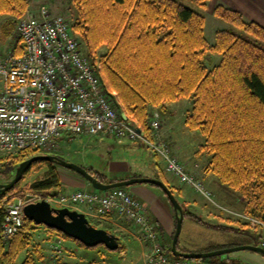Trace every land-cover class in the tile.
Returning <instances> with one entry per match:
<instances>
[{"label": "trees", "instance_id": "16d2710c", "mask_svg": "<svg viewBox=\"0 0 264 264\" xmlns=\"http://www.w3.org/2000/svg\"><path fill=\"white\" fill-rule=\"evenodd\" d=\"M68 1L71 18L67 19L72 30L95 66L103 88L115 92L121 113L147 134L154 114L151 109L164 107L166 102L180 98L191 99L192 107L185 123L204 134L201 147L211 154L207 169L213 171L221 183L238 191L246 201L247 212L264 222V26L218 2L214 15L247 35L222 28L215 32V41L211 44L205 36V15L188 6L185 0ZM192 1L205 9L210 0ZM27 5V0H0V16H8L1 27L11 29H2L4 33L14 31ZM20 50L18 46L17 52ZM209 51L220 54L219 62L212 68L203 60ZM37 154L46 152L27 148L1 156L0 182L11 180L18 165ZM37 166L41 168L38 177L28 186L20 187ZM59 166L54 160L38 159L13 188L0 193V264H93L92 260L97 257H87L97 253L93 248L99 250L102 246V251L109 256L108 251L116 252L123 247L119 236V246L115 250L103 244L86 246L24 215L22 226L12 237L2 236L9 203L4 198L23 194L26 190L44 195L61 194L63 184ZM85 168L102 182L117 181L107 178L98 169ZM160 171L158 178L176 192ZM184 210V215L192 220L212 225L200 215ZM33 233L45 239V244L36 245L34 252L30 249ZM174 233L168 244L161 243V239L159 242L165 252L177 257L169 250ZM71 242L77 249L70 246ZM220 247L225 246L205 251ZM177 248L183 251L178 243ZM24 250L28 254L18 263V256Z\"/></svg>", "mask_w": 264, "mask_h": 264}, {"label": "built area", "instance_id": "2783aa9c", "mask_svg": "<svg viewBox=\"0 0 264 264\" xmlns=\"http://www.w3.org/2000/svg\"><path fill=\"white\" fill-rule=\"evenodd\" d=\"M27 1L15 31L21 50H12L0 59V157L27 148L52 153L60 147L59 138L64 134L128 137L151 147L163 158L165 170L180 182L207 194L203 184L162 141L159 119L151 120V135H147L121 113L115 92L103 88L69 20L62 13H54L48 3L40 4L35 11L31 8L32 0ZM26 195L25 199L7 204L1 232L5 239L22 226L23 206L45 199L55 207L80 210L78 206H88L89 214L101 221L116 216L132 222L138 237L152 245L153 254L146 264H227L204 258L172 257L165 252L148 207L126 187L81 188L56 196L33 192ZM245 217L264 228L263 221ZM260 242L264 247V239Z\"/></svg>", "mask_w": 264, "mask_h": 264}, {"label": "rangeland", "instance_id": "374dc122", "mask_svg": "<svg viewBox=\"0 0 264 264\" xmlns=\"http://www.w3.org/2000/svg\"><path fill=\"white\" fill-rule=\"evenodd\" d=\"M48 1V3L51 1V5H49L54 13H62L66 18H71L68 13V10H71L69 9L70 5L68 0ZM185 3L205 15V36L209 43H214L215 32L222 28H231L247 35V33L240 28L214 15V1L210 0L205 9L192 0H185ZM7 18V15L0 16V59L7 57L12 50L17 51L19 43L18 38L15 36L16 27L14 31L9 34L2 31V29L11 31L8 26L4 28L1 27V22ZM203 60L208 68H212L213 65L219 62L220 54L209 51L204 56ZM191 107V99L180 98L166 102L164 107H154L151 111L154 113L155 108L160 111L155 118L159 119L161 124L158 133L162 141H164L166 145L168 143L169 146H167L170 151L178 156V159L184 163V166L191 169L192 172L194 171L193 174L195 178L203 184L207 194L198 191L189 184L180 182L177 177L168 173L166 170L164 173L163 170L160 171L161 167L165 168L163 158L139 139L134 140L128 137L117 138L107 135H73V137L70 138L72 135L64 134L59 138L60 147L53 151V153L61 156L63 159L83 165L84 167L98 169L106 175L108 173V164L112 161H120L128 164L130 167L129 174H132V176L151 177V170H154L160 171V174H164L170 181L172 179L171 183L181 188V194L178 191L174 192V194L178 202L182 204L183 210L187 209L200 215L207 222L214 224L212 227H208L202 222L194 221L190 216L184 215L182 229L178 239V247L184 252H194V250L204 249L209 246L219 247V245H223L224 243H227L225 247L255 244L262 246L260 240L264 239V228H262L261 225H253L251 221L245 217L254 216L247 212L246 201L243 196L238 191L221 183L216 174L207 169L211 154L207 149L201 147L205 140L204 134L201 130L192 129L185 123V117ZM147 135H151L150 129ZM62 167L59 166L58 168ZM40 171V167H34L21 183L20 187L28 186L38 177ZM208 179H210V182H208ZM131 186L126 188H130ZM85 189H92V186L89 184ZM30 192V190H26L23 194L12 197L6 196L4 201L8 200L9 203H15L19 199H25L27 197L26 194ZM184 200L188 201V203L185 204ZM171 206L173 208L172 204ZM91 214L92 213L89 214L88 212L87 218L93 226L99 228L106 227L103 221L98 220ZM191 222H196L200 225H193ZM175 228L176 225L174 231ZM50 233L53 234L51 231ZM136 235L138 237L137 229ZM39 236L40 235L33 233L32 245L30 246L33 252L35 251L34 247L36 245L41 247L40 245L45 244V239L43 237L40 239ZM138 239L141 240L139 237ZM186 239L188 243H186ZM172 240L173 239H171V246ZM139 242L134 238L129 241H121L123 247L119 251H108L109 255L113 254L111 255L112 257L107 256V254L102 251L103 247L99 246V250L93 248L97 253L90 254L87 257L90 259H94L93 257L95 256L97 257L92 260L93 264H146L145 261L152 257L153 249L152 246L149 245V249L144 250V254L141 255V244ZM259 242L260 244H257ZM145 243L150 244L149 242L142 241V244ZM125 248L127 251H125ZM169 250L171 251V247ZM27 254L25 250L22 251L18 256L17 262L19 263L25 259ZM138 254L140 256L139 261H137ZM101 256H105V258L102 259ZM205 259L214 263L225 261L229 264L233 262L235 264H264V255L252 249H238L230 253L215 255Z\"/></svg>", "mask_w": 264, "mask_h": 264}, {"label": "water", "instance_id": "95a60500", "mask_svg": "<svg viewBox=\"0 0 264 264\" xmlns=\"http://www.w3.org/2000/svg\"><path fill=\"white\" fill-rule=\"evenodd\" d=\"M141 132L142 130L139 129ZM38 159H48L58 162L61 166L73 170L87 179L94 188L99 190H107L113 187L131 186L138 183H152L158 185L167 195L176 211V228L172 240L171 252L179 257L185 258H208L215 255L230 253L238 249H252L264 255V247L260 245H239L225 247L203 252H184L177 248L179 235L182 229L184 219V210L182 205L176 199L173 191L161 179L156 177H137L133 176L114 182L105 183L98 180L82 165L60 158L53 154H37L23 160L17 167L14 177L11 180L0 183V193L6 192L13 188L22 178L24 172L30 165ZM57 192H51V196H56ZM23 215L34 221L36 224H44L50 228L57 229L63 233L81 241L86 246H96L103 244L110 250H115L119 246L118 236L109 233L105 228L93 226L86 214L77 209L69 207H55L49 201L43 199L35 202L26 203L23 208Z\"/></svg>", "mask_w": 264, "mask_h": 264}, {"label": "crops", "instance_id": "0c3cea01", "mask_svg": "<svg viewBox=\"0 0 264 264\" xmlns=\"http://www.w3.org/2000/svg\"><path fill=\"white\" fill-rule=\"evenodd\" d=\"M214 3L218 2H223L227 4L228 6L241 11L247 18L254 20L255 22L259 23L260 25L264 26V0H212ZM31 8L32 10H35L38 8L40 4H47L48 1H43V0H32L31 1ZM51 3V1H50ZM48 3V5L50 4ZM51 5V4H50ZM160 113L157 108L154 109V114L153 118L157 117V115ZM163 134V133H162ZM168 145V143H167ZM169 146V145H168ZM172 155L177 157L178 156L172 152ZM184 164V163H183ZM186 170L195 176L192 172L191 169L187 168L185 166ZM58 172L60 174V179L63 184V194H69L75 190L85 188L89 186V183L85 178L77 174L76 172L67 169V168H57ZM130 167L128 166L127 163L120 162V161H112L111 163L108 164L107 167V177L109 179H114V180H121V179H126L133 177L132 174H129L130 172ZM152 169V168H151ZM163 170V173L165 171V168L161 167ZM152 174L150 175L151 177H156L158 178L159 171H154L151 170ZM168 179V178H167ZM210 179H208V182ZM169 183L174 187L175 191H178L181 194V188L178 186H175L171 183V181L168 179ZM159 186H156L152 183H138L132 185L130 188H127L136 198H138L140 201H142L143 204H145L148 207V215L150 219L156 224V226L159 228V233L162 241L166 244L169 243V240L172 236V233L174 231V227L176 225V211L174 207L172 208L171 202L167 195L164 193V191L161 188H157ZM184 203H188V201L184 200ZM78 208L85 212H89L88 206L82 205L78 206ZM216 217V216H214ZM104 224L106 225L105 229L112 231L115 235L119 236L121 239L120 241H129L132 238L137 240L141 245V255L144 254V250L149 249V245L151 244H142V241L138 239L136 235V226L130 222V221H125L123 219H119L116 216H112L108 220H102ZM192 223V222H191ZM210 223V222H209ZM193 225H200L196 222L192 223ZM212 224V223H211ZM212 225H206L205 226H210ZM186 243H188L186 239ZM227 243H224L223 245L219 246H226ZM73 243H70V246L73 247ZM152 246V245H151ZM216 246H209L204 249H198L194 250V252H199V251H205V249H210L214 248ZM74 249H77V247H73ZM125 251L127 249L125 248ZM127 253V252H126ZM110 254L109 257H112ZM138 260L140 259V256L138 254ZM113 259V258H112Z\"/></svg>", "mask_w": 264, "mask_h": 264}, {"label": "bare ground", "instance_id": "6f19581e", "mask_svg": "<svg viewBox=\"0 0 264 264\" xmlns=\"http://www.w3.org/2000/svg\"><path fill=\"white\" fill-rule=\"evenodd\" d=\"M261 241V240H260ZM256 245V244H255ZM263 247V246H262Z\"/></svg>", "mask_w": 264, "mask_h": 264}]
</instances>
